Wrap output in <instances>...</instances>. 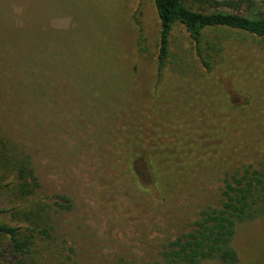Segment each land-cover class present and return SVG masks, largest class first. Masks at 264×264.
<instances>
[{"label": "rangeland", "instance_id": "1", "mask_svg": "<svg viewBox=\"0 0 264 264\" xmlns=\"http://www.w3.org/2000/svg\"><path fill=\"white\" fill-rule=\"evenodd\" d=\"M185 2L264 15V0ZM159 33L154 0H0V147L35 169L39 189L27 208L41 202L53 228L39 264H165L163 246L190 231L202 209L220 207L222 173L264 169V38L206 33L223 48L207 72L177 25L172 51L186 73L167 70L155 95ZM129 138L137 149L200 146L216 165L200 189L176 186L158 198L122 171L147 172L136 157L123 162ZM21 205L11 193L5 208L14 211L0 223L20 225ZM232 247L236 264H264V217L239 223Z\"/></svg>", "mask_w": 264, "mask_h": 264}, {"label": "trees", "instance_id": "2", "mask_svg": "<svg viewBox=\"0 0 264 264\" xmlns=\"http://www.w3.org/2000/svg\"><path fill=\"white\" fill-rule=\"evenodd\" d=\"M213 1V0H209ZM160 22L157 53V82L155 95L162 90V82L167 70L177 75H185L181 65L175 66L180 57L172 51V34L177 25H182L189 34L195 50V57L207 72L213 70L214 58L222 52V42L209 41L206 33L212 30L239 31L258 38H264V15L259 13L238 14L224 11L207 13L196 11L185 0H154ZM175 66V70H174ZM130 139V138H129ZM128 139L127 153H122L123 162L136 157L145 164L141 174L136 168L122 170L137 176L138 188L145 193L162 198L165 190L178 186L184 189L201 188L199 179L208 177L213 161H209L207 151L199 147L172 149H145L138 139ZM112 141V140H111ZM116 143V141L114 140ZM109 157V155H107ZM207 158V159H206ZM204 160L205 163L201 164ZM128 164V163H127ZM220 166V164H218ZM208 170V171H207ZM10 173L13 180L9 184L0 182V216L14 211L5 208L10 194L22 202L14 215H19L20 225L0 223V264H39L36 252L40 242L52 239L53 228L44 222V207L35 200L27 208L29 198L39 189L38 178L30 158L9 156L5 146L0 147V174ZM221 205L206 207L200 212L190 231H186L163 246L160 251L165 264H201L217 260L222 264H236L237 252L232 247L239 223L264 217V169L246 167L241 173L221 174ZM175 182V184H172ZM17 203V202H16ZM58 203V202H57ZM58 205L67 207L59 201ZM27 208V209H26ZM106 264H161L154 260L121 258Z\"/></svg>", "mask_w": 264, "mask_h": 264}]
</instances>
